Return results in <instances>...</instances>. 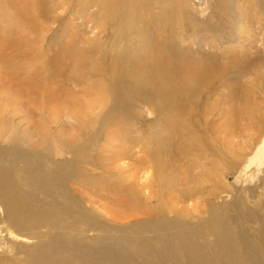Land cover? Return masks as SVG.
I'll list each match as a JSON object with an SVG mask.
<instances>
[{"label":"bare ground","instance_id":"6f19581e","mask_svg":"<svg viewBox=\"0 0 264 264\" xmlns=\"http://www.w3.org/2000/svg\"><path fill=\"white\" fill-rule=\"evenodd\" d=\"M74 1L63 0L62 4L69 7ZM197 1L205 2L208 6L210 11L206 17L201 18L194 11ZM237 1L239 22L236 21L240 26H245L243 30L239 28L242 30L239 31L242 33L241 46L242 39L245 41L250 36L246 24H250L248 15L252 11L243 7L242 3L247 0ZM258 1L264 7V0ZM57 4V0H0L3 12L0 21V31H3L0 33V68L3 74L1 77L4 78H0V87L3 89L7 85L4 69L8 72L12 69L13 77L23 78L26 85L33 84L31 89L40 90L37 101L41 102L31 105L37 108L35 112L32 107L31 110L28 106L25 109L22 103L16 107L15 103H11L13 98L12 101L7 98V91L3 89V93H0V143L3 145L0 148L17 141L20 135H25L26 149L38 152L47 146L50 158L69 153L75 155L80 148L93 151L100 143L110 142L113 137V141L120 144L119 151L111 157V167L127 171L130 166L122 164L131 160L126 145L134 143L131 136L125 140L120 139L116 130L125 131L126 127L116 121L122 118L133 119L130 112L137 109L140 114L139 124L149 131L150 145L161 141L162 147L170 148L171 141H180L190 148V161L194 159L196 164H202L203 160L210 162L217 158H227L220 164L211 163L213 169L209 167L207 170L206 164L201 165L202 172L195 178L192 176L191 183L206 185L210 181L205 176L206 172L229 173L240 167L239 163L234 162V153L228 141L233 128L229 124L234 121L235 106L232 105L227 111L217 112L218 117H226L225 124L214 128L216 123L212 122L210 127H206L209 128L208 133L201 134L197 105H194V111L185 105L192 99H197L198 102L207 91L218 87L222 89L221 92L226 91L224 103H243L244 108L240 114L252 124H259L260 128H264V122L260 121L264 120V63L258 59L257 52L250 57L247 53L243 55L242 51L236 54L232 44L223 48L218 44V41H224L230 36L234 27V22L224 19L233 14L230 0H86L85 8L88 12L93 8L97 12L79 16L83 25H92L95 34L85 42L84 48L80 45V50L71 44L58 48V52L54 51L52 55L45 57L47 48H43L42 40L37 39L40 42L37 45V55L22 56L20 44L14 45L15 42L9 39L10 29L22 23L25 17L51 23L53 18L49 11H54ZM86 16L87 21L84 20ZM187 44L191 48L196 46V58H193L188 49H184ZM26 45L32 46L29 43ZM12 47L18 53L14 64H11L7 53ZM108 60L111 62H107ZM74 72L77 73L76 77H73ZM249 76L252 80H248ZM51 78L59 83L71 79L74 86L81 88L79 92L73 93L72 103H67L69 108L62 110L55 125L72 120L77 128L88 129L89 138L86 140L79 141L73 136L69 140H63L55 135L51 117L53 107L47 111L45 106L49 102L48 81ZM55 92L56 89L53 90ZM34 94L29 98H35ZM173 101L181 103H168ZM91 103H109V106L97 108ZM12 105L16 108L10 109ZM7 106L10 109L9 115L5 113ZM21 106L20 123L15 124L13 115ZM144 107L151 111L153 118L144 116ZM110 111L115 114L111 118L112 123H102L104 116ZM139 135L142 137L141 132L138 137ZM250 135L255 137L254 133ZM261 143L264 144V136ZM146 151L143 149L144 159L139 165L145 172L142 177L136 178V185L126 201L132 208L143 199L149 201L151 205L148 211L136 209L141 216L121 218L115 212L114 215L104 213L103 203L116 197V193L102 180L86 176L82 171L80 174L53 173L50 161L23 171L46 199L53 200L57 191L65 201L61 210L75 212L82 222V232L60 237L58 241L53 240L40 247L45 258V262L41 264H76V260L84 261L85 264H261L252 253L248 240L237 234L238 228L234 226V219L229 214L231 205L223 206L222 212L217 214L212 199L206 198L202 201L201 209H188L191 214L198 211H201L198 213L200 215L207 214L205 218L194 217L196 221L185 219L191 214L184 207L166 210L163 207L166 201H184V198L182 195L180 200L178 195L172 198V193L167 191L169 182L172 185L175 182L170 179L167 166H161L162 157H165L161 146H158L154 154L155 159H150ZM208 153H211V160L207 159ZM12 159L17 160L18 157L12 155ZM256 165L258 163L252 161L244 163L241 174H247L252 167L255 172L264 169V163L262 168L255 167ZM57 166L63 165L58 163ZM152 168L155 169L152 177L145 176ZM196 169L198 170L197 167ZM193 171L195 172L192 170L191 175ZM21 172L16 166H10V161L5 159V151L0 149V244L4 232L9 233L17 242H40L36 231L45 227L52 218L45 211L36 208L31 210L34 206L27 195L18 189ZM222 173L220 178L225 177ZM138 174L132 176L137 177ZM168 178L169 182L164 187V181ZM162 180L163 183H160ZM75 181L96 189L102 196L99 193L96 195L101 198L95 202L87 199L90 207L87 203H82L79 197L81 194L77 195L68 186ZM138 182H141L140 185ZM153 184L158 188V191L153 192L159 196L157 205H153L151 196L146 192ZM87 187L82 188L84 196L88 193ZM196 193L204 194L200 191ZM212 193L213 189H210L209 194ZM249 213L250 210L243 211L244 217L247 218ZM93 222L106 223L112 230L107 234L100 232L89 242L85 233ZM262 230L258 233L260 241L264 240V228ZM78 234L81 235L80 238L76 236Z\"/></svg>","mask_w":264,"mask_h":264},{"label":"rangeland","instance_id":"374dc122","mask_svg":"<svg viewBox=\"0 0 264 264\" xmlns=\"http://www.w3.org/2000/svg\"><path fill=\"white\" fill-rule=\"evenodd\" d=\"M236 1L237 0L235 1L230 0V9L233 12L232 17L229 16L228 18H224L227 20H231V22H234V27L231 29L232 33L230 34V36H228V38L223 39L224 41L221 42L218 41V44L221 48L225 47L226 45L232 44L236 54L241 53L242 51L243 55L247 53V55H250V57H252L251 55H255V52H257L258 59L264 63V29L261 30V28H264V7L261 4V2L258 0H252V1L247 0L246 2L242 3L245 10L247 9V11H252V12H249L250 15H248L249 18L251 19L250 24L249 23L248 25L246 24V30L250 32V36H247V38H245L246 39L245 41H243L242 39V43H241L242 45L240 46V42H241L240 39L242 35V33L240 32L243 30L244 25L240 26L238 23L239 22L238 1L237 2ZM62 2L63 0H57L58 4L56 9L58 8L59 9L58 10L54 9V11H49L50 12L49 14L52 15L53 18L50 20L51 23L43 22V20L41 19L34 21L30 17H28V19L25 17L22 23L10 29L9 39L15 42L14 45L20 44L19 47L22 56L24 55L25 57L26 56L32 57L33 55L34 56L37 55V53L39 52L37 45L40 43L39 41L41 40H42L41 43L43 48H47V52L44 54V56L49 57L54 53V51L58 52L60 49L64 48L67 45L70 46L71 44L76 45L81 50L86 45L85 42L89 41V39H92L94 37L95 34L93 33L94 31H92L93 30L92 25L90 24H87L86 26L83 25V22L79 18V16L87 15L88 13H92V12H97V10L93 8L94 10L91 9L88 12L87 8H85L87 6L86 0H75L72 3V5H70L69 7L62 4ZM82 7L84 8L82 9ZM194 8H195L194 11H197L198 16L201 18L206 17L208 12L210 11L208 10V6L206 5L205 2L201 3L197 1L196 5H194ZM2 17H3V12L0 7V21ZM85 18L84 20L87 21L88 19L87 16ZM260 18H262L261 21L259 20ZM29 22L31 23L30 24L31 27L29 25ZM40 22L42 25L40 24ZM261 22L263 26H261L262 25ZM37 25L39 27H37ZM32 27L35 29H33ZM239 28H241L242 30ZM229 29L230 26L228 28V31ZM91 31L92 33H90ZM2 32L0 31V33ZM78 32L80 33L77 34ZM199 40L200 39H198L197 41ZM26 43H29L32 46L28 47ZM80 45L82 48L80 47ZM184 49L185 50L188 49V52L191 53L193 58H196L195 56L198 55L195 53L197 52L196 46L191 48L187 44L185 45ZM7 53L9 54L8 57L11 64H14L13 62L15 61V59H17L16 54H18L16 52V48L12 47L10 50H8ZM240 60H243V58ZM107 62H111V60H108ZM27 63H29V61H27ZM1 72L2 70L0 68V78L4 79L1 77L3 75L1 74ZM12 72H13L12 69L9 72L5 71L4 69V73L7 74V75L5 74V78H6L5 80L7 81V85L3 89L4 91L5 90L7 91L6 92L7 95H5L7 98L9 97L11 101L13 98V102L11 103H15L16 107L20 106L19 104L22 103L25 106V109L26 106H28L30 109L33 103H41L37 101V98H39L40 96L39 95L40 90L37 88L31 89L33 84L26 85L25 80L23 78L13 77ZM76 76L77 73L74 72L73 77ZM247 78H249L248 80H252L250 76ZM66 80L67 81L65 83H59V81L56 80L55 78L49 79L48 95L49 94L50 95L49 97L47 96L49 102L48 103L46 102L47 104L45 106L47 111H49L50 107L51 108L53 107L51 117L53 118V122H54L53 127L55 131V135L58 138L63 140H69V138L73 136V137H77L79 141L86 140L87 138H89L88 129L84 130V128L82 127L77 128L75 122H73L72 120H70L69 122H62L55 125V120L62 115V110L66 111L67 108H69L67 103H72L74 99L73 93L79 92L81 90L80 87L74 86L70 82L71 79L69 80L66 79ZM3 89L2 88L0 89V93H3ZM51 89H52V93H50ZM54 89H56L55 93H53ZM221 91H222L221 88L215 87L207 91L203 95L202 99L199 100L198 102L197 99H192L190 103H185L186 107L190 106L191 107L190 110L192 111L195 110L194 105L195 104L197 105L196 112H197V119L200 123L201 134L208 133L209 128L206 127L208 126L210 127L212 122L216 123L214 128H219L221 125L225 124L224 120H226V117L223 119L221 115L220 117H218L219 114H217V112L227 111V109H229L232 105L235 106L234 121L229 124V126L231 125L233 126V128L230 132L228 141L230 142L231 149L234 153V162L239 163L240 167L237 170L235 169L234 171H230L229 173L228 172L222 173L221 171L219 172V174L216 173L215 171H209L208 173L206 172L205 173L206 178L210 179V181L207 182L206 185H202L199 183H191L193 178H195L198 175V173L202 172L201 165L206 164L207 170L210 168L213 169V167H211L210 165L211 163L220 164L224 162L227 158L226 157L222 159L217 158L210 162L203 160L202 164H196V161L194 159L190 161V157H191L190 148L184 145L183 143H181L180 141H176V140L171 141L170 148H165L164 146L162 147L161 141L160 143L152 142L150 145L149 131L146 129V127L143 129V126L139 124L140 114L138 113L137 109L133 110L132 111L133 113L130 112V116H132L133 119L122 118L121 120L116 121L117 123L120 122L121 126L124 125L126 127L125 131L116 130L118 135L120 136V139L125 140L127 139L128 136H131L133 140L132 143H134V144L126 145V147H128L127 148L128 151H130L131 160H128L122 164L130 166L129 170L127 171H120L111 167V161H112L111 157L119 151L118 146L120 144L117 141H113L114 139L113 137H111L110 142L106 140L108 142L100 143L93 151L80 148L75 155H71L69 153L68 155L65 156H59V157L55 156L50 158L47 155V146L44 150L38 152H31L30 149H26L24 145L26 142L25 135H20L17 141L13 143L5 144L0 149H3L5 151V159L10 161V166H16L22 171L19 175L20 184L18 186V189L27 195L28 200L34 206V208H32L31 210H34L36 208L37 210L45 211L49 213L52 218L50 221L47 222L45 227L36 231V233L39 235L38 240H40V242L37 240L36 242L30 241L32 243H29L24 240L22 241L18 240L17 242L12 239L13 237L10 236L9 233L6 232L7 233L6 234L4 232L5 234L4 233L2 234V242L0 244V264L44 263L45 258L39 250L40 247H44L46 243H49L53 240L58 241L60 237L75 235L81 229L82 222L77 217L75 212L73 211L64 212L61 210V206L65 204V201L62 197H60L57 194V191H55L56 197L53 200L46 199L37 190V188L31 184L30 177L25 175L23 172L25 169H33L39 163L46 164L47 162L50 161L52 162L51 169L53 173L62 172L65 174H73L82 171L86 176L102 180L107 187L111 188L114 191V193H116L117 195L116 197L114 196L111 200L103 203L104 213L108 215H114L113 212H115L121 218L130 217V216H141L142 214L138 213L136 209L148 211V208L151 205L150 202L143 199L137 206L132 208L126 204V201L129 193L134 189L136 185V178L142 177L144 174L143 172H145V170H143V167L139 166L142 159H144L143 149L147 150L146 155L149 154V157L151 159L155 157L154 154L157 152L156 150L158 146H161V148L165 153V157H162L163 160L161 161V166L162 167L167 166L169 170V172L167 171V173L168 175L173 174L171 176L169 175V177L170 179L172 178L175 182L174 185H172L171 181L169 182V178H168L167 180L164 181V187L166 186L165 183L169 182L167 186L169 189H167V191L172 193L171 197L175 198L178 195L179 197L177 198L179 199L181 197L180 195H182V197L184 198V201H177L176 199H170L163 204V207L166 210L174 209L176 207L177 208L184 207L185 210L187 209L186 210L187 212L189 210L192 211L194 208L197 207L201 209L202 201L205 200L206 198H211L213 203L216 205V213L220 214L222 212L223 206L231 205L232 208L230 209L229 214L234 219V226L238 228L237 234L244 236L248 240L252 253L258 258L261 264H264V240L260 241L258 235L260 229L261 231H263L262 228H264V174H261L264 172V169H261L259 172L257 171L255 172V170L253 169L254 167H252L251 171H249L248 173L246 172L247 174L244 175L241 174V169L244 163H249L252 161L254 163H258V165H256L255 167L258 166L262 168L263 166L262 164L264 163V144L261 143V140L262 137L264 136V128H260L259 124H252L249 120L245 119L240 114V111H242L244 108L243 103H224L223 98L224 95L226 94L225 93L226 91L225 92L224 90L223 92ZM33 94L36 95V97L29 98V96ZM205 101H207L208 103L207 104L204 103ZM27 103L30 105H28ZM168 103H181V102L173 101ZM91 104H93L97 108L109 106V103H91ZM13 107H14L13 105L12 107L10 106V109L16 108ZM20 108H22V106L19 107V110L13 115V117L15 118V124L20 123L19 121L21 118L20 117L21 114H19ZM144 108H145L144 116H147L148 118H153L154 115L151 113V111L146 109L147 107ZM10 109L7 106L5 113L9 115ZM33 110L35 112L37 108H33ZM88 114L91 115V113ZM135 114H137V116ZM114 116L115 114H113L111 111L106 113L102 123H109V122L112 123L111 118H113ZM80 117L81 116H79V118ZM260 121L264 122L263 119H261ZM140 132L142 133V137L140 135L138 137V134ZM252 133L255 134L254 138L250 137L251 136L250 134ZM221 135H224V133H222ZM79 141H74V142H79ZM2 145L3 144L0 143V147ZM12 155L17 156L18 159L13 160ZM208 155L209 157L207 159L211 160L212 159L211 153H208ZM58 163H62L63 166L58 167L57 166ZM196 167L198 168V170L196 169ZM191 169L195 170V172L193 171V175H191L192 172ZM154 172H155L154 168L149 169V171H147V175L145 176L152 177ZM221 173L222 176L225 177L220 178L219 176ZM132 174H138V175L137 177H134L132 176ZM143 182H145V180H143ZM138 183L140 185L141 182ZM160 183H163V180ZM68 186L77 195L81 194L79 197L80 200L82 199L81 200L82 203L84 202L87 203L86 202L87 199H92V201L95 202L96 200H99L101 198L100 196L96 195L99 193V191H97L92 187H87L88 185L82 183L81 181H75L73 183H70ZM84 186H86L88 189V193H86L85 196L84 194H82V192L84 191V189L82 188ZM177 186H181V187H177ZM210 189H213L212 195L209 194ZM154 191H158V188L155 186V184H153L149 190L146 189L147 194L151 196V202L153 203V205H157V200L159 196L153 194ZM198 191L203 192L204 194L196 193ZM99 194L101 195V193ZM87 205L89 206L88 203ZM248 210H250V213L248 214L247 218H245L243 215V211H248ZM200 212L201 211H198L197 213L192 212V214L190 213L191 216L185 217V219L196 221L194 217L197 216L204 218L207 217V214H203V215L198 214ZM111 230L112 228L106 223L101 224V223L93 222L86 229L85 234L88 237L87 240L90 242L92 240V237L97 236L100 232H104L107 234ZM82 231L83 230H81L80 232ZM76 236L78 238L81 237V235L79 234ZM263 238H264V233H263ZM18 251H20V253H18ZM76 264H85V262L76 260Z\"/></svg>","mask_w":264,"mask_h":264}]
</instances>
